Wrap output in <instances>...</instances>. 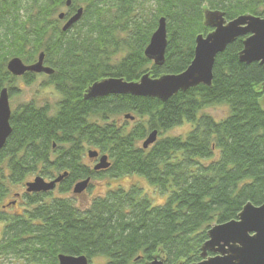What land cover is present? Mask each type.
Instances as JSON below:
<instances>
[{
	"label": "trees",
	"instance_id": "1",
	"mask_svg": "<svg viewBox=\"0 0 264 264\" xmlns=\"http://www.w3.org/2000/svg\"><path fill=\"white\" fill-rule=\"evenodd\" d=\"M67 0H0V91L19 92L6 64L19 58L53 70L45 85L60 96L53 113L33 101L11 111L10 135L0 150V264H59L58 256H84L91 264H198L208 230L237 219L243 206L264 204V65L240 63L245 37L215 57L210 86L155 98L108 96L85 100L94 82H134L179 74L193 59L195 37L211 30L204 10L227 21L244 14L264 18V0H70L82 8L66 32L57 16ZM166 22L164 62L155 66L143 52L158 19ZM226 106L216 121L203 113ZM125 115L133 117L127 123ZM122 120V123H118ZM184 135L165 134L182 126ZM152 131L157 139L141 143ZM95 151L110 167L95 173L84 162ZM67 173L54 193L22 197V211L10 213L13 190L36 174L52 179ZM143 177L165 202L153 205L138 186L108 190L86 208L66 195L86 179ZM90 187V186H89ZM89 187L87 189H89ZM54 191V192H55ZM209 256L211 254H208Z\"/></svg>",
	"mask_w": 264,
	"mask_h": 264
},
{
	"label": "water",
	"instance_id": "2",
	"mask_svg": "<svg viewBox=\"0 0 264 264\" xmlns=\"http://www.w3.org/2000/svg\"><path fill=\"white\" fill-rule=\"evenodd\" d=\"M68 7L70 1H66ZM82 16V8L69 17L61 26L66 32L76 24ZM63 13L58 14L62 20ZM203 25L210 28L206 35L195 37L193 59L189 66L179 74L161 75L158 78L150 77L149 73L142 75L139 80L126 82L119 78H106L90 85L85 92V99H100L108 96H132L142 98H155L166 102L179 92H186L199 85L210 86L212 69L215 57L222 53L226 47L240 37H245L242 50L238 53L240 63L249 65L258 63L264 65V18L244 14L231 21L224 18L220 11L204 10ZM167 45L166 22L163 17L158 19L157 28L152 33L144 49V56L155 66L164 62ZM44 54L40 53L36 62L26 65L19 58L10 59L6 64L7 72L14 77H22L25 73L35 75H51L53 70L43 64ZM264 88V83H263ZM7 89L0 91V150L10 135L9 107ZM125 120L133 121L130 115ZM157 139V132L152 131L141 143L142 149H147ZM89 159L98 156L95 151H88ZM110 167L105 155L99 157L94 170H106ZM67 173L57 176L46 182L41 177H35L25 183L26 193L52 192L55 186L66 177ZM89 179L76 183L72 194L79 195L86 190ZM208 254H211L210 256ZM202 261L198 264H264V204L254 206L247 203L237 216V219L212 226L207 232V240L201 246ZM59 264H90L84 256H58ZM148 264H164L162 260L153 257Z\"/></svg>",
	"mask_w": 264,
	"mask_h": 264
},
{
	"label": "rangeland",
	"instance_id": "3",
	"mask_svg": "<svg viewBox=\"0 0 264 264\" xmlns=\"http://www.w3.org/2000/svg\"><path fill=\"white\" fill-rule=\"evenodd\" d=\"M29 4V0H22V5L28 9L30 8ZM60 11L65 12V9L61 8ZM45 83L46 78L44 76H37L35 81L30 85H25L23 82L18 81L15 84V87L19 93L13 97L8 98L10 110L13 111L21 104L33 101L38 106H44L47 104L51 109V113H53L54 105L59 101L60 96L52 86L45 85ZM261 102L262 104H264V100H262ZM203 113L208 114L216 121H219L227 115L228 109L226 106L221 105L212 106L203 110ZM118 123H122V121L119 120ZM190 127L187 124H183L178 128H174L168 131L165 135H184L189 131ZM84 162L89 165L88 159L85 158ZM34 176L28 177L25 181H32ZM23 185L24 183L16 187L13 191L21 193ZM131 186H138L139 188H141L145 195L152 201V204L155 206L163 204L167 198V194L158 193V191L154 187H152L143 177L137 175L122 176L119 178H96L91 181L89 189L85 190V192L81 195H73L71 193L66 195V197L71 198L76 206L80 208H86L93 198L103 196L108 190L116 188L128 189ZM54 196L62 195L55 191ZM8 211H10V213H20L22 211L20 202H18L17 207H11L10 209H8ZM3 264H7V262H3ZM91 264H105V260L103 258H96L92 260Z\"/></svg>",
	"mask_w": 264,
	"mask_h": 264
},
{
	"label": "flooded vegetation",
	"instance_id": "4",
	"mask_svg": "<svg viewBox=\"0 0 264 264\" xmlns=\"http://www.w3.org/2000/svg\"><path fill=\"white\" fill-rule=\"evenodd\" d=\"M68 1V0H67ZM70 1V0H69ZM66 3V2H65ZM70 4H71V2H70ZM64 9H65V12H62V11H60V13H63L64 14V17H63V19L62 20H59L60 21V23H61V26L65 23V21L69 18V17H71L75 12H76V10L77 9H74V11H71L70 10V5L67 7L66 5L63 7ZM79 9V8H78ZM59 13V14H60ZM82 14H83V9H82ZM41 75H44V74H38L37 76H41ZM45 76H47V75H45ZM87 90V89H86ZM86 90H85V92H86ZM85 92H84V97H85ZM85 99V98H84ZM85 100H89V99H85ZM124 119V118H123ZM125 120V119H124ZM122 121V120H121ZM125 121H127V123H129V122H132V121H130V120H125ZM99 157H100V155L98 154V156L96 157V158H94V159H89L88 158V156H87V154H85V158L86 159H88V161H89V167H90V169L92 170V171H94L95 173H99V172H102V171H105V170H98V171H95L93 168H94V166L97 164V162H98V160H99ZM35 177H41V178H43L44 179V181H46V182H49V181H51V180H53V179H55L57 176L55 175L54 176V178H52V179H48V178H44V177H42V176H40V175H38V174H36L35 176H34V178ZM33 178V179H34ZM32 179V180H33ZM91 181H93L92 179L90 180L89 179V184H88V187L90 186V183H91ZM27 182H30V181H25L24 182V185H23V187H22V192L21 193H18V192H13V194H12V198H13V202H12V205L10 206V207H8V209H10L11 207H17V204H18V202H20V204H21V207H22V197H23V195L25 194V195H30V194H45V193H42V192H40V193H26L25 192V190H26V188H25V183H27ZM59 184V183H58ZM57 184V185H58ZM57 185L55 186V189L52 191L53 193H54V191L56 190V187H57ZM87 187V188H88ZM87 188H86V190H87ZM51 192V193H52ZM85 192V191H84ZM84 192H82V193H84ZM47 193H49V192H47ZM81 193V194H82ZM81 194H79V195H81ZM74 195V194H73Z\"/></svg>",
	"mask_w": 264,
	"mask_h": 264
}]
</instances>
